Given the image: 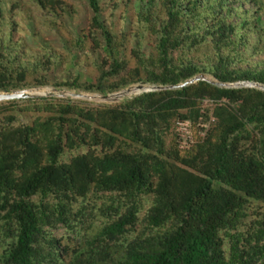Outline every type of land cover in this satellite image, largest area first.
Masks as SVG:
<instances>
[{"label":"trees","instance_id":"1","mask_svg":"<svg viewBox=\"0 0 264 264\" xmlns=\"http://www.w3.org/2000/svg\"><path fill=\"white\" fill-rule=\"evenodd\" d=\"M82 4L0 0V92L264 85V0ZM214 80L0 101V264H264V90Z\"/></svg>","mask_w":264,"mask_h":264},{"label":"water","instance_id":"2","mask_svg":"<svg viewBox=\"0 0 264 264\" xmlns=\"http://www.w3.org/2000/svg\"><path fill=\"white\" fill-rule=\"evenodd\" d=\"M207 78H205V75L203 74H197L194 77L187 79L184 82L181 83H177V84H173V85H159V86H150L149 88H147L144 91L141 92H146V91H151V90H159V89H176V88H181L184 86H187L191 83H195L198 80H206ZM213 83H215L216 85H220V86H233V87H242V86H249V87H257L259 89L264 90V85L263 84H259V83H255V82H236L233 84H226V83H222V82H217V81H213ZM140 84L139 86L141 87L142 84L145 83H137V85ZM140 92V93H141ZM113 94V93H109L107 95H101L103 97H107L108 95ZM139 94V93H138ZM30 96H34L31 93H28L26 89H18V90H14L11 92H0V101H5V100H11V99H19V98H23V97H30ZM70 97L72 98H84V99H90L86 97V94L82 93V92H72L70 94Z\"/></svg>","mask_w":264,"mask_h":264},{"label":"rangeland","instance_id":"3","mask_svg":"<svg viewBox=\"0 0 264 264\" xmlns=\"http://www.w3.org/2000/svg\"><path fill=\"white\" fill-rule=\"evenodd\" d=\"M76 3L78 4L77 6V9L79 11V18L81 21L83 22H86L88 20V17H89V11L83 6L82 4V0H75ZM205 78L207 79H210V80H214L212 77L210 76H205ZM133 85H136V84H132V85H129L123 89H121L120 91H123ZM148 85V84H147ZM23 89H26L28 93H31L33 94L34 96H47V95H54V96H58V97H70V94L72 92H76V91H69V90H65V89H57V88H54V87H50V86H41V87H33V88H23ZM66 91H69V92H66ZM120 91H117V92H120ZM71 92V93H70ZM117 92H114V93H117ZM141 92V91H140ZM70 93V94H68ZM84 94H94V95H100V94H96V93H85V92H82ZM113 93V94H114ZM135 95H138V94H131V95H124L122 97H120L119 99L116 100H111V101H108V100H104L102 98H98L96 97L97 99L95 98H90V99H85V100H90L92 102H96V103H114V102H118L124 98H130L132 96H135ZM81 99H84V98H81ZM191 131V134H190V139L192 141L193 139V134H192V130ZM188 140V139H187Z\"/></svg>","mask_w":264,"mask_h":264},{"label":"built area","instance_id":"4","mask_svg":"<svg viewBox=\"0 0 264 264\" xmlns=\"http://www.w3.org/2000/svg\"><path fill=\"white\" fill-rule=\"evenodd\" d=\"M145 85H147V84H145ZM148 86H151V85H148ZM66 92H69V91H66ZM70 93H68V94H70ZM136 94H138V93H136ZM139 94H140V92H139ZM190 130H191V128H190V124L188 121H177L176 122V131L179 134V136L182 138L179 141L182 147L188 146L189 142L191 141V139H190L191 131Z\"/></svg>","mask_w":264,"mask_h":264},{"label":"bare ground","instance_id":"5","mask_svg":"<svg viewBox=\"0 0 264 264\" xmlns=\"http://www.w3.org/2000/svg\"><path fill=\"white\" fill-rule=\"evenodd\" d=\"M139 85H140V84L137 85L138 87H133L132 89L129 87V88H127V89H125V90H123V91H121V92H117V93H114V94H110V95H108L107 97H103V96H101V95H100V97H102V98H104V99H106V100H108V101H111V100H116V101H117V99H119L120 97H122V96H124V95H129V94H131V93H132V90H133L134 92H138V91L140 90V88L146 87V88H145V90H146L147 88L150 87V86L145 85V84H142L141 87H140ZM133 86H134V85H133ZM131 87H132V86H131ZM142 91H144V90L142 89Z\"/></svg>","mask_w":264,"mask_h":264}]
</instances>
